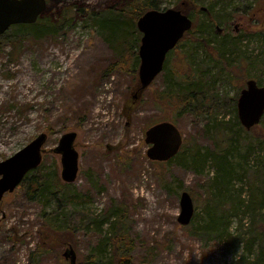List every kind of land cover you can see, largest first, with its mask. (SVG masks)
Listing matches in <instances>:
<instances>
[{
    "label": "rangeland",
    "instance_id": "374dc122",
    "mask_svg": "<svg viewBox=\"0 0 264 264\" xmlns=\"http://www.w3.org/2000/svg\"><path fill=\"white\" fill-rule=\"evenodd\" d=\"M129 1L46 0L36 24L49 27L46 36L0 39V162L42 133L32 176L63 183L54 149L65 133L77 134L79 156L74 192L58 189L64 211L48 194L29 199L20 185L0 200V264H69V247L76 264H107L106 238L121 221L131 264H251L260 248L256 264H264V117L246 131L236 109L246 80L264 86V0H203L219 19L213 27L181 0H158L160 11H181L193 27L135 100L139 48L108 38L92 19L128 10ZM126 35L133 41L137 32ZM191 90L197 100L181 107ZM161 122L178 128L183 145L158 163L144 138ZM183 192L194 205L187 226L177 221ZM222 213L224 224L205 233ZM49 217L51 234L43 233Z\"/></svg>",
    "mask_w": 264,
    "mask_h": 264
},
{
    "label": "water",
    "instance_id": "95a60500",
    "mask_svg": "<svg viewBox=\"0 0 264 264\" xmlns=\"http://www.w3.org/2000/svg\"><path fill=\"white\" fill-rule=\"evenodd\" d=\"M46 8V0H0V36L12 26L35 24ZM202 11L206 9L202 8ZM136 27L141 39L138 49L139 85L133 95L134 100L162 72L166 56L191 31L193 22L178 10H151L139 17ZM236 109L239 122L246 131L259 125L264 117V86H258L252 79L247 80L240 91ZM76 137L75 132L65 133L54 149V153L60 155V178L64 184H73L78 176L79 156L74 147ZM46 141L47 134L42 133L22 150L0 162V200L6 193L14 192L24 177L41 165ZM144 143L149 147L146 156L150 161L168 162L180 152L183 137L173 123L161 122L145 131ZM179 204L177 221L181 226H187L194 215L191 196L187 192L181 193ZM63 257L69 264H76L77 257L72 247L64 251Z\"/></svg>",
    "mask_w": 264,
    "mask_h": 264
},
{
    "label": "trees",
    "instance_id": "16d2710c",
    "mask_svg": "<svg viewBox=\"0 0 264 264\" xmlns=\"http://www.w3.org/2000/svg\"><path fill=\"white\" fill-rule=\"evenodd\" d=\"M181 1L191 6L189 11L196 12L198 14L200 13L201 15H205L208 27L211 26L213 27L219 23V19L216 16L212 15L211 13L212 11L210 8L208 9L206 8V12H202L201 9L203 5V0H181ZM128 6H129L128 10L123 11L120 9V10L108 11L107 14L109 15V19H106L104 17L98 19H96V17H92V19L95 21V24L97 25L99 31L106 32L108 38L114 39L115 41H119L120 45L126 43L129 46V49L132 50L134 48H139L140 45V33L138 32L136 27L137 20L147 11H151V10L160 11V7L158 0H132L129 1ZM77 12L83 13L82 10H78ZM210 13L212 16L210 15ZM36 24L30 26L18 25L11 27L3 36L0 37V39L7 38L8 37L7 33L9 31L12 33H16V35L30 33L34 37H41V38L46 36V34L50 31L49 27L46 28L47 26H38ZM124 24H127V26H124ZM58 26L59 28H62L63 23L60 22ZM55 27L56 26H54V28ZM129 29H133V32H137V36L133 41L131 40L127 41L126 34H128ZM190 34L191 31L189 33H186L182 41L189 38ZM218 50L219 51L217 56L223 55L221 50L220 49ZM133 57L137 62L138 60L137 52L133 54ZM195 91L191 90L188 96H185V98L183 99L182 98L179 99V101H177L178 104L181 105V107L185 108L187 102H193L194 100H197L196 93H194ZM32 173L33 171L28 173L24 177L22 183L20 184L21 187L23 186L26 187V194L28 195V198L34 200L37 197H45V195L48 194L50 199L56 201L57 210L59 209V211L61 212L64 211L66 209V205H63V201L59 198L58 189L60 188L62 190H65L66 194H69L70 192H74L75 190L73 184L68 185V184L60 183L57 179L55 182H48L43 177L37 179L35 176H32ZM64 215H65V220H68V218L66 217L67 214ZM221 215L222 216H220L218 219L217 218L213 219L211 223H209L208 227L204 231L205 233L218 231V227H220L221 223L224 224L223 220L226 219L223 213ZM121 216L122 218L124 217L123 215ZM47 220L50 224L47 223L45 227L46 230L44 229L45 231L43 233L51 234L56 232L57 230L54 228V225L52 224V220H53L52 217L47 218ZM91 223L92 221H90L89 219L82 226L88 228ZM121 224L122 221L121 223L114 222L111 225V228L109 230V235L106 238L107 244H110V246L113 248V253L111 254V258L107 264H131L132 259L131 256H129V250H128L131 242H129V239L125 235L124 229L122 228ZM260 226L261 228L259 230L261 231V238H262V242L264 243V224ZM261 249L262 248L259 249L257 258L254 259L251 264H256L262 258ZM94 257L95 256L90 255L87 258V260L90 261L89 263H91L92 261L91 258L94 259Z\"/></svg>",
    "mask_w": 264,
    "mask_h": 264
}]
</instances>
